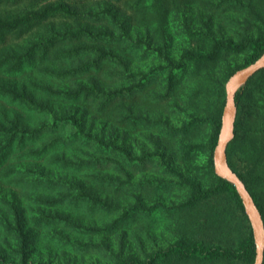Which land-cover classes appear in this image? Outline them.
Segmentation results:
<instances>
[{
    "label": "rangeland",
    "instance_id": "obj_1",
    "mask_svg": "<svg viewBox=\"0 0 264 264\" xmlns=\"http://www.w3.org/2000/svg\"><path fill=\"white\" fill-rule=\"evenodd\" d=\"M57 4L70 12L0 38V121L18 119L32 130L57 124L56 134L44 131L36 146L48 143L69 162L23 161L7 169L18 152L3 161L0 264H112L118 255L145 260L181 238L236 247L250 232L257 243L253 222L228 194L189 201L191 183H215L210 117L251 50L178 64L187 47L256 37L264 29V0H0V18ZM237 92L246 96L227 163L264 208V70ZM224 113L225 106L222 127ZM71 117L132 159L80 138ZM75 182L111 208L83 198Z\"/></svg>",
    "mask_w": 264,
    "mask_h": 264
},
{
    "label": "trees",
    "instance_id": "obj_2",
    "mask_svg": "<svg viewBox=\"0 0 264 264\" xmlns=\"http://www.w3.org/2000/svg\"><path fill=\"white\" fill-rule=\"evenodd\" d=\"M158 2L159 0H157V3ZM69 12L70 10L66 6L57 4L45 6L41 11H29L21 16L11 19L0 18V38L5 33L16 31L21 27L31 24L33 21L44 20L50 14H68ZM80 31H82V29H80ZM84 32L87 31L84 30ZM89 33L91 32L89 31ZM103 34L111 38L115 37V35L110 31H105ZM136 44L138 45L139 42H137ZM247 47L250 48L251 52L246 57L245 62L237 67L236 71L256 62L264 54V29L258 32L256 37H248L239 43H236L231 39H215L212 44H210V46L206 48H202L201 46L187 47L181 54V61L180 64H178V67H181V65L188 62H193L196 64L213 62L220 57V54L223 50L244 51ZM97 48L102 54L100 48ZM8 58L13 59L12 57ZM22 59L23 57H18L17 61L22 62ZM168 63H170L171 66H175L173 58L169 57ZM263 70L264 68L258 71L256 74ZM256 74L249 78V80H251ZM245 96L246 92L236 93L237 108H239L242 101H244ZM225 103L226 98L223 97L220 107L217 109L215 114L210 117V120L212 122V141L208 152V166L214 175L215 183L209 188H202L200 184L191 183L192 196L189 201L195 203L200 199H206L212 196H219L226 193L228 194L230 199L235 202L236 206L247 215L242 200L237 192L236 186L229 180L217 175L214 169V150L220 139V133L222 129V114ZM67 119L72 121V123L75 125L76 132L78 133L80 138H87V140H91L93 143L98 144L99 146H102L104 148L108 147L112 148L113 150H120L125 155L126 159H132L129 151L121 148L115 142L106 141L97 136H94L92 132L86 131L84 125L80 122L79 119L72 117ZM194 123L195 119L192 120V122L190 121L189 123L187 122L185 124L190 125ZM236 126L237 119L235 122V136L233 140L237 135ZM56 127H58L57 124H49L47 126L32 130L30 127L22 125V123L18 119L12 120L7 123L0 121V167L6 164L5 162L4 164L3 161H8L11 158V154L14 152H18V155L8 161L10 165L7 166V169L9 170L12 168L13 164L23 161H32L34 163V166H38L40 165V163H42V159L46 160L48 165H68L69 162H66L65 159L58 155L59 152L55 154L53 151L50 152V150H48V143H44L41 148H37L36 146L37 139H39V136H41L44 131L56 134L55 132L57 130H54ZM59 131L60 130H58V132ZM26 147H30V149H26ZM27 170L31 171L34 169L27 168ZM237 174L248 187V182L245 177L240 173ZM0 177L2 176L0 175ZM44 182H48V180L45 179ZM74 185H76L77 188L81 191L82 197L93 203V205H98V207L99 205H101L105 209L111 208L110 203L103 202L99 199L98 196L92 194L90 191H86L82 182H75ZM249 191L256 201L264 220V208L260 204L257 194L253 193L250 189ZM15 215L19 233L23 234V237H26L23 232V228L25 226V218L17 210L15 211ZM26 241L27 240H24V242ZM256 256L257 243L253 232H250L248 235L242 236L238 240L236 247L222 244H205L203 242L181 238L178 241L167 246L165 249L157 250L149 254L148 258L145 260H141L137 257L124 258L123 256L118 255L116 256L115 260H113L112 264H157L159 262H161L160 264H169V261L172 259H174L175 261H195L198 264L206 262H221L224 264H253L256 260Z\"/></svg>",
    "mask_w": 264,
    "mask_h": 264
},
{
    "label": "water",
    "instance_id": "obj_3",
    "mask_svg": "<svg viewBox=\"0 0 264 264\" xmlns=\"http://www.w3.org/2000/svg\"><path fill=\"white\" fill-rule=\"evenodd\" d=\"M264 68V54L254 63L234 72L226 83L224 122L220 139L214 150L215 173L230 182L237 189L245 211L255 227L257 235V256L253 264H264V220L262 213L246 184L227 163V147L235 136L237 118L236 92L249 78Z\"/></svg>",
    "mask_w": 264,
    "mask_h": 264
}]
</instances>
